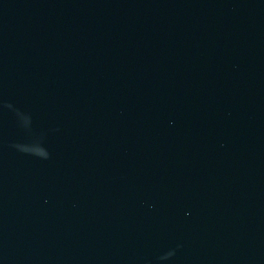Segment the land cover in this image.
I'll return each instance as SVG.
<instances>
[{
    "label": "water",
    "instance_id": "water-1",
    "mask_svg": "<svg viewBox=\"0 0 264 264\" xmlns=\"http://www.w3.org/2000/svg\"><path fill=\"white\" fill-rule=\"evenodd\" d=\"M0 264H264V0H0Z\"/></svg>",
    "mask_w": 264,
    "mask_h": 264
}]
</instances>
